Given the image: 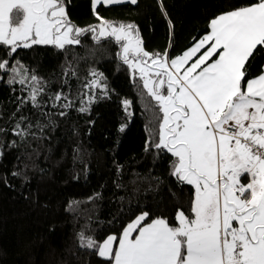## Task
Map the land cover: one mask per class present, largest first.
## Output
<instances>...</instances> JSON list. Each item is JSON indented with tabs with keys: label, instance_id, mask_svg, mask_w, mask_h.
Here are the masks:
<instances>
[{
	"label": "snow or ice",
	"instance_id": "obj_1",
	"mask_svg": "<svg viewBox=\"0 0 264 264\" xmlns=\"http://www.w3.org/2000/svg\"><path fill=\"white\" fill-rule=\"evenodd\" d=\"M70 2L0 0V47L6 49L0 57V80L7 76L9 86L19 85L26 93L18 97V112L30 104L38 117L33 122L21 115L13 135L21 143H28L29 137L42 143L50 139L45 129L55 127L45 107L60 108L58 115L64 117L74 107L90 113L98 99L110 97L113 90L104 73L89 68L81 79L74 62L84 57L72 52V59L66 57L64 76L80 81L77 93L61 90L44 100L48 82L18 58V50L34 46L69 53L91 34L97 45L102 41L118 45L116 56L133 80H139L148 119L144 150L170 154L174 158L170 175L194 189L190 215L177 210L175 225L166 217L150 218L149 211L142 210L119 235L100 237L86 223L77 233L78 246L106 264H264V70L250 71L257 57L264 55V0H250L215 16L210 32L174 58L167 50L147 51L134 23L111 21L97 11L100 5H136L138 0H91L99 23L87 27L71 20ZM121 104L130 117L132 101L123 99ZM126 128L122 123L118 132ZM19 146L16 140L8 144ZM3 149L0 143V157ZM79 204L71 202L68 210L75 211Z\"/></svg>",
	"mask_w": 264,
	"mask_h": 264
},
{
	"label": "trees",
	"instance_id": "obj_2",
	"mask_svg": "<svg viewBox=\"0 0 264 264\" xmlns=\"http://www.w3.org/2000/svg\"><path fill=\"white\" fill-rule=\"evenodd\" d=\"M249 2L138 0L136 5H100L97 11L111 21L134 23L147 51L167 50L174 58L209 33L215 16ZM68 12L80 27L99 23L91 0H71ZM82 40V46L69 53L52 46L18 50V58L48 82L44 100L61 90L77 93L80 81L64 76L66 57L72 59V52L84 57L78 64L74 62L81 79L88 75L89 68H95L104 73L113 90L109 98L98 99L90 113H79L74 107L61 117L60 108L45 107L55 127L45 129L44 135L50 139L42 143L31 137L28 143H21L13 135L17 119L25 115L35 122L37 110L27 104L18 112V97L26 93L20 92L19 85L9 86L7 76L0 80V128L5 129L0 132V143L4 145L0 157V264H106L78 246L77 233L86 223L103 237L119 235L142 210L149 211L150 218L166 217L173 225L177 210L190 215L194 189L179 184L170 175L174 158L167 153L158 155L154 149L144 150L149 136L145 130L146 101L141 98L139 80H133L128 67L116 56L119 46L111 41L97 45L91 34ZM5 52L0 47V57ZM262 70L264 55L258 56L250 69L253 74ZM123 99L132 101L130 117L124 112ZM39 118L46 122L45 117ZM122 123H127V128L119 133ZM32 130L39 134L38 129ZM12 140L20 146L9 148ZM77 148L79 152L74 151ZM13 171L23 175L14 177ZM97 195V199L88 201ZM73 201L80 202L78 208L68 210Z\"/></svg>",
	"mask_w": 264,
	"mask_h": 264
},
{
	"label": "rangeland",
	"instance_id": "obj_3",
	"mask_svg": "<svg viewBox=\"0 0 264 264\" xmlns=\"http://www.w3.org/2000/svg\"><path fill=\"white\" fill-rule=\"evenodd\" d=\"M210 32V31H209ZM194 46V45H193ZM53 47V46H52ZM203 51V50H202ZM215 58V57H214ZM195 59V58H194Z\"/></svg>",
	"mask_w": 264,
	"mask_h": 264
},
{
	"label": "crops",
	"instance_id": "obj_4",
	"mask_svg": "<svg viewBox=\"0 0 264 264\" xmlns=\"http://www.w3.org/2000/svg\"><path fill=\"white\" fill-rule=\"evenodd\" d=\"M99 7V6H98Z\"/></svg>",
	"mask_w": 264,
	"mask_h": 264
}]
</instances>
